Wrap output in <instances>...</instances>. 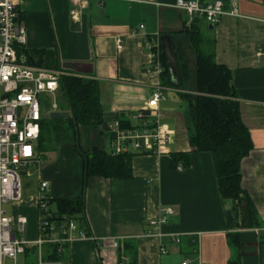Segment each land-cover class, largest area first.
<instances>
[{"label":"crops","instance_id":"1","mask_svg":"<svg viewBox=\"0 0 264 264\" xmlns=\"http://www.w3.org/2000/svg\"><path fill=\"white\" fill-rule=\"evenodd\" d=\"M151 1L15 0L16 22L25 29L23 52L28 62L99 85L105 119L97 128H79V145L85 151L93 147L110 151L106 130L112 121L137 122L134 115L157 82L149 70V44L155 36L160 41L167 35L181 57L186 55L185 48L190 49L184 34L188 17L172 7L175 0ZM222 1L227 7L230 0ZM234 1L238 17L223 15L211 28L198 18L196 26L203 48L208 45L214 61L230 70L241 120L251 138V149L240 162L241 188L264 224V65L255 58V49L264 44V0ZM75 21L77 29L71 27ZM192 65L187 63L189 70L194 69ZM167 89L177 94L174 88L163 86L162 95ZM165 102L163 96L152 119L172 131L171 141L161 153L133 154L131 177L90 176L84 183L82 160L69 143L34 154V162L20 174L35 179V195L9 203V216L26 218V237L36 238L38 185L46 181L50 199L83 194L84 226H78L90 236L133 240L136 264H198V254L203 264H228L230 260L264 264V252L260 254L258 247L264 226L228 229L225 211L232 204L219 197L211 157L189 146L183 111L166 108ZM172 152H188L186 165L172 167ZM164 207L173 212L154 229L150 222L161 217ZM234 232L240 239L238 246L229 241ZM102 253L93 241L75 239L67 244L65 260L60 263H116L115 250L106 247Z\"/></svg>","mask_w":264,"mask_h":264},{"label":"trees","instance_id":"2","mask_svg":"<svg viewBox=\"0 0 264 264\" xmlns=\"http://www.w3.org/2000/svg\"><path fill=\"white\" fill-rule=\"evenodd\" d=\"M198 18L185 27V38L194 58V70L191 75L180 56L171 47L175 62V79L172 80L164 53V41L160 38V59L162 72L160 82L163 86L174 88L184 104L183 123L189 146L196 152L207 153L211 157L214 177L219 197L222 201H230L231 207L225 211L228 229L261 228L264 224L246 192L241 188L240 162L251 149V138L248 128L241 120L236 93L231 84L230 70L217 64L208 45L203 48L201 35L197 29ZM200 20V19H199ZM191 76L194 78L190 87ZM58 92L63 104L58 109L69 112V117L50 119L44 117L40 121L39 136L34 141V153L55 149L63 144H71L82 160V179L85 183L90 176L104 178L131 177L130 157L133 154L110 152L93 147L85 151L79 145V128H97L104 122V111L99 98V85L92 79L74 75L58 77ZM118 119V117H117ZM122 126H132L128 121L120 120ZM172 167L186 165L188 152H172ZM46 204L53 205L50 222L57 225L64 223V218L73 219L84 226L83 194L73 198L47 199ZM231 244L239 245L238 233L229 235ZM259 253L264 252V232L259 236ZM67 244L44 246L45 261L63 262ZM35 246H29L24 253V263L29 264L34 257ZM115 264H136V248L133 240L118 242ZM228 264H239L230 260Z\"/></svg>","mask_w":264,"mask_h":264},{"label":"built area","instance_id":"3","mask_svg":"<svg viewBox=\"0 0 264 264\" xmlns=\"http://www.w3.org/2000/svg\"><path fill=\"white\" fill-rule=\"evenodd\" d=\"M70 1L73 4L82 2ZM124 1L154 3L151 0ZM172 7L187 15L186 27L190 26L194 18H202L208 25L214 26L223 15L239 16L234 0H230L227 7L222 0L206 3L175 0ZM17 17L15 0H0V264H23L18 263L17 258L24 256L29 246L36 248L34 264H61L43 259L44 246L57 244L61 247L75 239L93 241L101 253L106 247L116 251L117 240L94 238L73 219L64 218V223L60 225L50 222L52 209L46 204L49 199L46 181H40L38 185V225L34 240H29L25 235L24 216L14 218L6 215L2 209L3 204L21 198L20 171L34 162V141L39 136L41 119L58 110L55 96L58 77L63 74L59 70L34 66L28 62L23 52L25 29L17 24ZM116 44L120 48L119 39ZM159 47V38L155 36L149 44V70L157 77V82L148 100L134 115L137 122L125 127L120 121L114 120L107 127L106 131L110 135L109 152L113 155L161 153L171 141L172 131L152 119L157 116L158 102L163 98V86L159 81L162 72ZM255 58L264 65V44L255 49ZM161 211V217L150 222L154 229L173 212L170 207H164ZM261 231L264 232V228ZM173 241L179 242V238L174 237ZM160 250L165 252L164 248ZM198 264H203L199 254Z\"/></svg>","mask_w":264,"mask_h":264},{"label":"rangeland","instance_id":"4","mask_svg":"<svg viewBox=\"0 0 264 264\" xmlns=\"http://www.w3.org/2000/svg\"><path fill=\"white\" fill-rule=\"evenodd\" d=\"M185 52H186V55L183 57L184 62L188 63L189 66H193L192 64L194 62V58H193V53H192L191 49L188 48V50H187V48H185ZM193 70L194 69H190L191 75L193 74ZM193 81H194V78L191 76V79L189 81L191 88L193 87ZM163 96L165 97V101H166L165 107L166 108L173 109L175 111H179V110L183 111L184 110V104L182 103L179 96L175 92H173L170 89H167V90L163 91ZM45 100L47 102H50L49 98H46ZM55 100L57 101V104H59V105L63 104V100L61 99L59 94L57 96H55ZM20 182H21V198H20L21 200L30 199L31 196L35 195L37 183L33 177H29L27 175H20ZM52 208L53 207H51V209ZM2 209L5 211L6 215H11L12 207L9 203L3 204ZM29 221H30V219H29ZM30 227H32L31 224H30ZM28 228H29V224H27V226H26V231L28 230ZM36 237H37V235H36ZM28 260L30 261L29 264H33L36 259H34V257H30V259H28ZM17 262L21 263V257L17 258Z\"/></svg>","mask_w":264,"mask_h":264},{"label":"water","instance_id":"5","mask_svg":"<svg viewBox=\"0 0 264 264\" xmlns=\"http://www.w3.org/2000/svg\"><path fill=\"white\" fill-rule=\"evenodd\" d=\"M78 26H79V23L77 21L71 22V27L73 29H77ZM211 27L212 26L209 25V28H211ZM161 39L164 41V53L166 56L167 66H168V69L170 71L172 80H174L175 76H176L175 62H174V56H173V52H172L170 38L167 35H165V36H162ZM67 117H69V112H67V111L57 110V111H53V112L49 113L50 119H63V118H67Z\"/></svg>","mask_w":264,"mask_h":264}]
</instances>
